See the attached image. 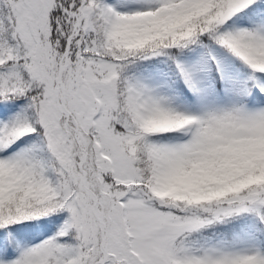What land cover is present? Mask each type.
<instances>
[{
	"label": "snow or ice",
	"instance_id": "1",
	"mask_svg": "<svg viewBox=\"0 0 264 264\" xmlns=\"http://www.w3.org/2000/svg\"><path fill=\"white\" fill-rule=\"evenodd\" d=\"M0 264H264V0H0Z\"/></svg>",
	"mask_w": 264,
	"mask_h": 264
}]
</instances>
